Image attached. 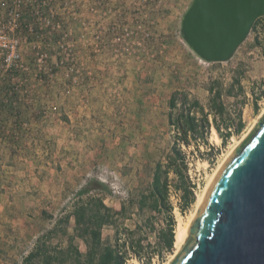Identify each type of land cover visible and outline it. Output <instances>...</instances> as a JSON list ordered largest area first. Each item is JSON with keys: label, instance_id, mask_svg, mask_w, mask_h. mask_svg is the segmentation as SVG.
I'll list each match as a JSON object with an SVG mask.
<instances>
[{"label": "rangeland", "instance_id": "rangeland-1", "mask_svg": "<svg viewBox=\"0 0 264 264\" xmlns=\"http://www.w3.org/2000/svg\"><path fill=\"white\" fill-rule=\"evenodd\" d=\"M191 2L24 0L27 22L36 24L38 5L46 16L41 14L43 28L35 39L20 32L18 66L7 69L0 57V89L10 86L0 94V125L5 127L0 129V264H22L40 237L66 246L77 224L75 202L86 186H91L90 196L102 197L116 210L127 203L118 230L103 229V237L114 243H125L127 230L134 232L133 241H142L141 260L129 248L127 264L170 260L175 244L168 252L162 239L169 215L138 211L137 203L173 143L171 94L188 92L208 109L213 80L224 88L240 82L234 96L224 95L225 116L218 117L223 134L232 131L226 141L214 138L213 127L207 144L183 146L196 196L264 110V16L230 60L209 63L181 34ZM141 33L150 34L145 47L137 44ZM61 42L65 47H58ZM239 122L243 128L234 132ZM170 200L176 230L196 209L197 198L182 211L181 192L172 187ZM76 244L86 251L81 239Z\"/></svg>", "mask_w": 264, "mask_h": 264}, {"label": "water", "instance_id": "water-1", "mask_svg": "<svg viewBox=\"0 0 264 264\" xmlns=\"http://www.w3.org/2000/svg\"><path fill=\"white\" fill-rule=\"evenodd\" d=\"M264 16V0H192L181 20L188 47L226 62ZM169 264H264V114L209 184Z\"/></svg>", "mask_w": 264, "mask_h": 264}, {"label": "trees", "instance_id": "trees-1", "mask_svg": "<svg viewBox=\"0 0 264 264\" xmlns=\"http://www.w3.org/2000/svg\"><path fill=\"white\" fill-rule=\"evenodd\" d=\"M237 85H240L238 79L233 80L228 88H224L219 80H213L207 88L208 109L188 92L175 91L170 96L168 123L173 129V143L164 160L156 163L149 191L141 193L137 203L138 211H144L147 208L155 213L166 211L169 215L168 231L162 234L164 249L168 252L173 250L175 244V219L170 200L171 188L174 187L175 190L181 192V199L184 202L182 211L196 201L194 186L188 174L189 161L183 146L195 145L198 148L200 141L207 144V135L213 127L222 141H226L232 131L228 128L229 132L224 135L218 123V117L224 118L225 116L224 95L234 96V89ZM9 88L10 86H3L0 89L1 97ZM211 116H213L212 121ZM226 127L229 126L226 125ZM2 128L5 127L0 125V129ZM242 128L243 124L239 122L234 132H240ZM91 191V186H86L79 191L80 198L75 202L73 211L77 224L74 235L69 237L67 245H54L47 241V237H40L35 247L23 258L22 264H127L130 256L129 248L133 250L134 256L141 260L142 241L131 239L133 231L127 230L128 240L123 244L111 242L110 239L103 237L105 227L118 230L116 222L126 215L127 203L124 202L121 208L116 210L107 206L102 197L90 196ZM84 196L86 199L83 198ZM145 223L149 224L150 219L147 218ZM138 227L137 224L136 228ZM76 239H81L85 243V252L80 250Z\"/></svg>", "mask_w": 264, "mask_h": 264}, {"label": "built area", "instance_id": "built-area-1", "mask_svg": "<svg viewBox=\"0 0 264 264\" xmlns=\"http://www.w3.org/2000/svg\"><path fill=\"white\" fill-rule=\"evenodd\" d=\"M9 1L10 2L5 0L2 4V6L5 8L3 9L4 15L0 19V23L2 25L0 27V57L2 58V62L4 63L3 66L5 65L7 69L10 68L11 70H13V67L18 66V63L21 61V54H20L21 39L20 38L22 37L19 35L20 32L25 30L29 32V35L34 38V36L37 37L39 35L38 31L39 29L42 30L43 27L41 26L42 25V22H41L42 13L40 12L38 8L39 5L38 7H36L37 10L35 11V14L33 16V17H36V24L32 25L30 22H27L25 18L26 13H24V11L22 10L24 0H9ZM33 1H37V0H33ZM66 5L68 7H71L72 4L67 2ZM42 15H45V14H42ZM51 17H55V15L51 14ZM43 19L47 23H50V24L52 23V21L49 20L48 18L47 19L43 18ZM66 22L67 21H65L64 23ZM61 23L63 22H59L56 25L58 27H61ZM63 31H64V34L69 33L67 32V30H63ZM142 32L144 33V31ZM143 33H141L140 40H138L139 42L137 44L139 46L145 47L144 44L146 40L149 39L150 34H143ZM65 36L68 37L67 34H65ZM83 36L84 38L86 37L85 39H88L89 37L87 32ZM127 36H130V33L126 31V37ZM96 38L100 39L101 36L98 35ZM99 45H100L99 43H96L97 47H99ZM69 46L70 44H68V47ZM58 47L63 48L65 47V44L61 42ZM45 57H47V55H45Z\"/></svg>", "mask_w": 264, "mask_h": 264}, {"label": "bare ground", "instance_id": "bare-ground-1", "mask_svg": "<svg viewBox=\"0 0 264 264\" xmlns=\"http://www.w3.org/2000/svg\"><path fill=\"white\" fill-rule=\"evenodd\" d=\"M263 114H264V110L262 111L260 116L255 120L252 127L243 136V138L236 141V143L233 145L231 150L225 155V158L220 162V164L218 165V167L216 168L214 173L210 176L209 181L206 184V187H204V190L201 193L197 194V196H196V198H197L196 209L188 216V218L184 222H180V224L178 225V227L175 230V253L172 254V256L170 257V260L166 264H169L176 257V255L178 254V252L180 251V249L182 248V246L184 245V243L188 239V237H189L188 230H189L190 224H191L195 214L197 213V209L201 205V203L204 199L205 193L207 191V188H208L209 184L211 183L212 179L214 178L215 174L218 172V170L221 168V166L224 164V162L229 158V156L234 152V150L244 141V139L248 136V134L251 132V130L254 128V126L257 124V122L260 120V118L263 116ZM213 136L216 140H220V138H219V136L215 130H214Z\"/></svg>", "mask_w": 264, "mask_h": 264}]
</instances>
